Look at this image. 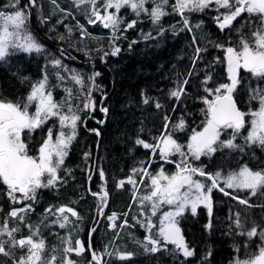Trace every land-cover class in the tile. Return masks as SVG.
I'll return each mask as SVG.
<instances>
[{
	"label": "trees",
	"instance_id": "1",
	"mask_svg": "<svg viewBox=\"0 0 264 264\" xmlns=\"http://www.w3.org/2000/svg\"><path fill=\"white\" fill-rule=\"evenodd\" d=\"M18 10L27 14L28 28L42 47L28 51L10 46L0 57V101L22 107L50 61L64 59L83 75L92 76L96 107L81 110L56 184L14 197L0 175V246L5 249L0 264L20 263L28 245L19 244V239L37 238L32 233L37 226L46 241L37 264H51L53 254L55 264H65V259L70 264H98L95 260L101 264H253L264 250V185L253 194L250 188H228L216 175L244 166L264 169V138L254 134L257 115L264 110V70L241 67L238 71L231 94L242 110L240 124L219 126L212 147L194 150L192 141L212 122L214 98L228 93L232 82L228 51L233 49L238 56L246 48L264 53V10L252 0H212L201 8L184 7L181 14L175 0H169L155 19L150 11L138 13L122 6L114 34L100 23L88 24V8L77 9L72 0H0V14ZM224 16L232 22L222 27ZM79 21L103 36L97 42L83 38V31L75 28ZM68 23L74 29L71 37L77 36L81 46L77 40L71 45L58 38V34L68 37ZM50 76L49 86L61 105L65 92ZM59 127V118L51 117L24 129L27 153L36 156ZM166 139L174 142L168 153L162 151ZM97 151V171L90 181ZM177 163L182 169L190 165L211 174L222 189L246 202L225 194L209 176L194 171L205 179L212 206L178 216L189 254L164 238L155 251L144 241L142 195L151 190L152 177L177 173ZM98 193L109 197L100 198ZM23 204L29 207L24 218L15 216L12 211ZM62 205L76 210L75 223L47 226L43 215ZM112 214L118 215L113 226ZM123 220L128 223L122 224ZM6 223L13 228L11 234L2 232ZM67 233H72L73 247L82 238L83 252L65 253Z\"/></svg>",
	"mask_w": 264,
	"mask_h": 264
},
{
	"label": "rangeland",
	"instance_id": "2",
	"mask_svg": "<svg viewBox=\"0 0 264 264\" xmlns=\"http://www.w3.org/2000/svg\"><path fill=\"white\" fill-rule=\"evenodd\" d=\"M72 1L77 9L81 6L88 8L86 14L88 24L100 23L101 26L109 28V31L114 34L116 25L119 22L118 10L122 6H130L138 13L150 11L154 18L158 19L163 14L169 0ZM210 1L212 0H175L179 11H183L184 7L201 8ZM217 1L224 2L225 0ZM27 17L23 10L0 14V57L6 54L10 46L28 51L39 50L42 47L28 28ZM79 22L77 23L79 27L75 28L76 31H83V38L88 37L92 41L96 40L98 36H103L90 31L87 23ZM231 22L232 19L230 17L224 16L220 21V25L225 27ZM69 25L68 23L65 27L68 37L64 38L58 34V38L67 40L73 45L75 40H77V36L75 39L71 37L74 29ZM111 40L113 38H110ZM79 41L78 39L76 44L81 46ZM80 49L86 48L82 47ZM227 60L232 78L231 84L227 86L229 94L232 93L237 84L238 71L241 67L254 71L264 70V53L254 52L250 48H246L241 56H238L233 49H230L227 53ZM49 73L53 75L55 82L65 92V98L61 105L56 101L54 90L49 86L51 79ZM82 73L78 68L70 66L64 59H52L45 76L34 86L22 107L0 101V106L7 105L15 113L11 120L4 122L3 128L0 127V144L7 155L5 160H10L12 164L9 170L0 166V172L4 180L9 184L13 196L17 193H22L26 196L39 186L58 182L59 169L67 158L69 145L76 135L81 121V110L92 111L96 107V101L93 96L94 84L92 76L83 75ZM101 104L103 105V102ZM257 116L254 134L264 138V110ZM51 117L59 118L60 131L56 136L53 134L48 135L37 156L29 155L22 140V131L24 129H33ZM241 122L242 118L236 124ZM218 135V125L212 121L204 131L194 136L192 141L193 149L200 151L212 147ZM173 144L172 140L166 139L163 143L162 151L168 153ZM194 171L192 166L187 165L185 169L178 170L177 173L151 178L152 188L148 193L142 195L140 202L143 206L141 211L143 213V224L146 229L144 241L148 249L151 247L153 251L157 250L160 239L164 238L180 245L186 253H191L183 238L178 223V216L187 211L195 212L202 205L212 206L210 192L205 189V179L196 177ZM12 174L15 175L14 178ZM216 178L222 179L228 188H250L254 194L259 187L264 185V169L262 171H254L249 166H244L239 171L229 174L222 175L218 173ZM127 180L133 183L132 178ZM28 208V205L23 204L21 207L15 208L12 213L17 217L24 218ZM76 214L77 212L73 207L62 205L56 210L50 209L43 217L47 220V226H52L53 224L66 226L75 223L72 216ZM117 217V214H112L109 217L112 226L115 225ZM127 223V220L122 221V224ZM2 232L11 234L13 228L6 223ZM32 233L38 237L35 238L29 235L19 239V244H26L28 247L25 249V253L18 264H37L43 257L46 250V241L41 234V227H35ZM63 238L65 253L69 250L77 253L83 252L84 244L82 238L78 237L76 239L74 247L72 233H67L66 237L63 236ZM0 248V252L2 250L5 251L3 246H0ZM119 255L125 257L130 254L120 253ZM55 257L56 255L53 254L50 261L51 264H55L52 261ZM65 264H70V262L65 259ZM253 264H264V250L253 261Z\"/></svg>",
	"mask_w": 264,
	"mask_h": 264
},
{
	"label": "water",
	"instance_id": "3",
	"mask_svg": "<svg viewBox=\"0 0 264 264\" xmlns=\"http://www.w3.org/2000/svg\"><path fill=\"white\" fill-rule=\"evenodd\" d=\"M253 1H255V3L257 5H259V7L264 9V0H253ZM30 19L32 22V14H30ZM57 48L65 51V49H63L61 47H57ZM210 112H211V116L213 118V121L219 126H224V125H227L229 123L238 122L241 118V108H240L239 104L237 103L236 99L231 94H223V95L217 96L211 105ZM14 114H15L14 110L11 107H9L7 105H1L0 106V127L3 128L4 127V121L11 120L14 117ZM84 126H86V123L84 124ZM86 128H87V126H86ZM91 132L98 134L100 136V133H98L94 130H91ZM0 149H1V146H0ZM97 156H98V151L95 154L94 167L92 170V177H91L90 181L92 180V178L96 174ZM224 193L229 194L228 192H225V191H224ZM95 195H97L98 197H101L104 195L108 196V194H105V193H98ZM105 208L106 207H104L103 210H105ZM93 233L94 232L91 233L90 238L92 237ZM94 260H95V255H94ZM95 261L98 264H101L99 261H97V260H95Z\"/></svg>",
	"mask_w": 264,
	"mask_h": 264
},
{
	"label": "flooded vegetation",
	"instance_id": "4",
	"mask_svg": "<svg viewBox=\"0 0 264 264\" xmlns=\"http://www.w3.org/2000/svg\"><path fill=\"white\" fill-rule=\"evenodd\" d=\"M5 157H7L6 155V151L4 149H0V158H1V162H0V166L2 168H5L7 170L10 169V167H12L11 161L10 160H5ZM0 175L3 177L2 173L0 172ZM12 177L14 178L15 175L12 174Z\"/></svg>",
	"mask_w": 264,
	"mask_h": 264
}]
</instances>
